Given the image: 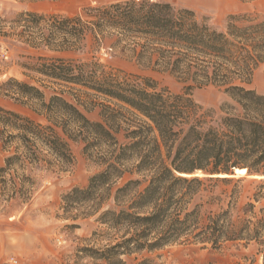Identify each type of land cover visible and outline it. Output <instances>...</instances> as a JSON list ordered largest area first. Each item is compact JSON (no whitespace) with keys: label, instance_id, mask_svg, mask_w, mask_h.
<instances>
[{"label":"trees","instance_id":"16d2710c","mask_svg":"<svg viewBox=\"0 0 264 264\" xmlns=\"http://www.w3.org/2000/svg\"><path fill=\"white\" fill-rule=\"evenodd\" d=\"M0 40L59 53L106 47L185 83L175 93L96 56H28L20 66L43 76L42 84L9 77L0 96L40 119L0 106V200L28 204L49 173L73 165L72 143L81 142L101 169L63 196V215L76 220L104 210L95 244L79 247L78 258L131 264L135 256V264H158L154 254L175 244L256 242L264 264V178L253 177L264 176V94L247 86L264 65V20L232 14L218 29L170 2L117 0L75 15L0 16ZM45 79L79 87L100 119ZM210 85L224 87L235 104L219 114L195 101L192 92ZM237 168L247 175H236Z\"/></svg>","mask_w":264,"mask_h":264},{"label":"rangeland","instance_id":"374dc122","mask_svg":"<svg viewBox=\"0 0 264 264\" xmlns=\"http://www.w3.org/2000/svg\"><path fill=\"white\" fill-rule=\"evenodd\" d=\"M114 1L117 0H0V16L12 19L22 11L75 15L86 6ZM161 1L190 8L195 11L198 18H208L212 26L218 29L227 26L228 17L232 14H247L264 20V0ZM40 55H65L80 60L96 56L108 65L152 77L160 87H166L172 92L185 91V83L175 76L144 68L135 60L118 56L106 47L98 53L92 52L90 48L84 51L59 53L23 43L10 44L4 40H0V82L14 77L36 85L42 84L40 80L43 76L20 66L21 62L28 60V56ZM43 82L56 90H64L63 95L77 104L90 119H100V109L92 108L90 98L86 97L79 87L54 85L47 79ZM247 86L264 94V65L255 70L252 81ZM46 93L50 96L52 90L46 88ZM192 95L199 104L205 108H213L219 114L221 106L226 103L235 104L224 87L210 85L195 89ZM0 106L40 119L28 105L8 97L0 96ZM118 138L123 141L124 132H120ZM72 151L75 158L73 165L68 170L49 173L28 204H21L17 200H0V264H91L90 259L77 257V249L89 243L95 244V241L90 239L93 238L95 231L102 228L98 217L104 208L94 215L74 220L63 215L61 205L66 193L75 187H86L90 177L100 171L101 167L88 157L83 143L73 142ZM4 157L0 142V167ZM109 205H112V202L106 204L105 208ZM259 249L260 246L256 242L249 244L230 242L220 249L202 244H175L154 256L159 255L156 259L158 264H248L252 260L262 264L263 253H259ZM134 257L129 259L131 264L138 260Z\"/></svg>","mask_w":264,"mask_h":264},{"label":"bare ground","instance_id":"6f19581e","mask_svg":"<svg viewBox=\"0 0 264 264\" xmlns=\"http://www.w3.org/2000/svg\"><path fill=\"white\" fill-rule=\"evenodd\" d=\"M238 175H247V169L246 168H237Z\"/></svg>","mask_w":264,"mask_h":264},{"label":"water","instance_id":"95a60500","mask_svg":"<svg viewBox=\"0 0 264 264\" xmlns=\"http://www.w3.org/2000/svg\"><path fill=\"white\" fill-rule=\"evenodd\" d=\"M236 175L238 174L237 173V169H235V172H234ZM254 178H264V176L263 175H254L253 176Z\"/></svg>","mask_w":264,"mask_h":264}]
</instances>
